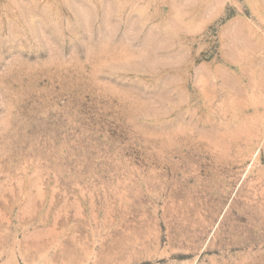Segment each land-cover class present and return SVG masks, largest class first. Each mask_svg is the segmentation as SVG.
I'll use <instances>...</instances> for the list:
<instances>
[{
  "label": "rangeland",
  "instance_id": "1",
  "mask_svg": "<svg viewBox=\"0 0 264 264\" xmlns=\"http://www.w3.org/2000/svg\"><path fill=\"white\" fill-rule=\"evenodd\" d=\"M0 264H264V0H0Z\"/></svg>",
  "mask_w": 264,
  "mask_h": 264
}]
</instances>
